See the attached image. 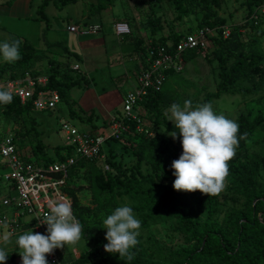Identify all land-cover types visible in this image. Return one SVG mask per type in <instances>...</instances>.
Here are the masks:
<instances>
[{
  "label": "rangeland",
  "instance_id": "obj_1",
  "mask_svg": "<svg viewBox=\"0 0 264 264\" xmlns=\"http://www.w3.org/2000/svg\"><path fill=\"white\" fill-rule=\"evenodd\" d=\"M8 1L12 0H0V3ZM41 1L30 0L29 27L31 31L35 32L38 39L32 43V46L38 50H46L47 58L52 60L51 64L46 59L41 60L42 62H39L38 65L35 64L31 68L25 69L17 61L8 63L0 56V68L3 64L10 65V70L4 75H18L31 70H40L43 74L59 68L62 72H67L70 79L75 77L78 79V82L69 91L67 100L60 101L55 109L46 112L34 111L27 115L35 120L38 136L35 137L33 134L29 136L26 147L33 151L35 139H39L43 146V151L38 155L39 158L45 156L54 158L55 148L64 146L61 129L66 123L80 130L92 128L94 133H101L106 137L109 135L111 119L123 113L124 94L132 89L130 83L125 82V78L132 84L136 81L138 73L136 65L139 64L137 49L142 44L180 34L185 35L210 24L212 28L240 27V39L244 42L260 40L264 51V16H260L257 26H251L249 23L250 13L243 0H220L218 6L214 5L212 0H194L193 4L183 1V9L180 12L168 0H115L111 7L103 11L95 9L96 0L78 1L66 6L54 4L52 1L44 10L48 19L47 29H45L47 24L40 20L37 13ZM118 23L127 24L130 34L117 36L115 24ZM84 24H101L102 32L98 35L88 36L69 33L68 28L82 27L85 26ZM0 25L17 27L15 29L20 31L25 27L24 23L17 20L0 19ZM7 31H14V29L8 27ZM9 34V32L0 30V42L8 41L11 36ZM79 42L95 44L96 48L90 51H79ZM214 48L215 45L212 44L207 51L197 54L195 58L185 63L182 72L176 74L173 81L169 79L168 83L172 82L169 91L172 101L169 106L172 103H178L182 107L185 100H191L195 107L198 103L202 104L205 94L216 91L220 82L217 61L209 60ZM61 60L68 61V65ZM76 62L80 64V71L73 69L74 65L79 66ZM122 78L123 80L120 81L119 79ZM256 81V76L250 79H241L235 87L243 89L250 87ZM211 104L216 114H223L226 118L237 121L249 107L264 110V88L256 95L224 94L219 99L213 100ZM169 106L162 109L167 120L170 113H167L166 110ZM69 109L74 113V116L70 114ZM148 116L145 119L146 129L152 134L163 133L174 144L177 143V140H173L162 126L153 127L152 118ZM169 122L174 125L173 122ZM28 126L29 123L24 117L11 116L7 118L3 113L0 115V131H11L18 134ZM133 136L124 133L117 140L108 139L102 152L104 160H111L116 165L121 164L128 175L131 171L130 168L135 163L132 154ZM247 153L249 156L264 154V139L260 138L255 144H252L247 149ZM33 157L35 156L33 155ZM102 164L99 163L90 172H87L88 169L85 166L80 167L73 173L69 183L75 190L80 205L89 209V212L83 217L85 224L89 227L99 226L107 231L104 228L103 220L116 207L124 204H128L130 207L138 206L140 202L136 198L119 195L118 193L122 190L117 188H114L111 195L101 193L95 186L93 176L102 170ZM142 173L153 179H161L147 165L142 166ZM110 174L113 178L119 176L116 170ZM225 184L226 186L221 192V213L217 217L218 219H221L225 212L238 208L243 202L241 197L228 190L227 178ZM4 194L5 191L0 192V211L3 210L1 202ZM199 197L200 195L195 193L189 197V200L196 202ZM134 214L141 221V235L138 240L146 251L155 252L158 249L174 251L187 247L182 237L176 233L173 220H156L144 223L145 220L142 217L145 212H134ZM5 235H7L5 229H0V240ZM16 238L17 236L12 237L13 243L6 249L9 255L5 264H11V255L16 251L11 248L15 245ZM91 247V243L82 235L78 244L75 246L66 245L61 248L60 253L63 258L75 260L81 254L89 251ZM19 251L18 249L15 259L21 261Z\"/></svg>",
  "mask_w": 264,
  "mask_h": 264
},
{
  "label": "trees",
  "instance_id": "obj_2",
  "mask_svg": "<svg viewBox=\"0 0 264 264\" xmlns=\"http://www.w3.org/2000/svg\"><path fill=\"white\" fill-rule=\"evenodd\" d=\"M55 1L60 6L75 4L78 1L86 0H42L38 8V15L41 21L47 24L48 19L44 13L49 2ZM115 0H96L95 9L106 10L113 5ZM175 9L180 12L183 9V1L193 4L194 0H168ZM249 13L253 12L254 6H258L263 0H243ZM218 6L220 0H212ZM212 27L206 24L202 27ZM201 27V28H202ZM200 28V27H199ZM197 28V29H199ZM240 27L231 28V34L227 39L220 37L212 38L214 50L209 56L210 61H217L218 78L220 82L214 93L205 94L202 103H212L224 94L229 95H256L264 88V51L261 42L254 39L244 42L240 39ZM195 31V30H194ZM191 31V32H194ZM182 35L171 36L164 39H157L146 44L140 45L137 49L140 57L146 54V48L154 45L165 44L170 41L176 44ZM11 40H20L10 37ZM20 56L17 62L25 69L31 68L35 64H40L43 60H52L47 56L36 51L25 41L20 40ZM201 52L192 51L185 57V62L195 58ZM42 60V61H41ZM40 62V63H39ZM30 66V67H27ZM10 70L9 64H3L0 68V78H15L29 73L31 76H47L48 90H54L59 94L60 101H66L71 88L78 82V79L68 76L67 72H62L55 68L49 72L41 73L40 70L26 71L18 75H4ZM176 74L169 73L167 80L159 91L151 92L141 102L145 113L151 116L152 126H162L166 133L177 131V143L174 144L170 138L163 133H155L151 136L145 133L136 132V125L127 123L130 127V135L133 136L134 147L132 154L135 163L130 168L129 175L121 167V164H114L111 160L105 159L109 165V171L99 170L93 176L95 186L98 190L107 195L113 194L114 188L122 190L119 195H126L139 200L138 206H132L133 212L144 213V223L156 220H173L174 229L178 233L187 247H182L174 251L158 249L155 252L146 251L138 243L132 251L135 258L128 262L119 257L118 254L107 253L104 251L106 231L99 226L89 227L84 222V216L89 212L87 207L81 206L76 196L75 190L70 185V179L74 172L85 166L90 172L99 163L83 161L77 164L71 172L69 178V193L72 200L73 214L83 226V237L88 240L92 247L90 251L81 254L76 262L80 264H264V154L247 153V149L255 144L260 138L264 139V110L249 107L244 114L237 119L240 133L247 135L240 140L235 157L229 161V183L228 190L243 199L238 208L224 213L221 219L217 217L221 213V193L216 196H209L199 191L183 192L173 189L175 176L171 164L182 154L181 137L178 129H175L164 116L162 109L168 107L172 101L169 94L171 84L169 79L174 80ZM256 76L257 81L250 87L237 89L236 83L241 79H250ZM34 112L30 105H21L13 98L7 105L0 104V115L7 118L11 116L24 117L29 126L15 134L16 141L20 149L26 147V141L32 134L37 137L35 120L27 117ZM72 116L74 113L69 109ZM148 116V117H150ZM92 132L93 129H90ZM149 131V130H148ZM150 132V131H149ZM107 142V140H106ZM32 154L38 160L54 161L62 160L64 156L61 152L64 147L55 148L54 158L45 156L39 158L43 151V146L39 139H35ZM45 159V160H44ZM48 159V160H47ZM147 165L157 173L161 179H153L142 173V166ZM113 170L119 174L113 178L110 174ZM200 195L196 202L189 200L193 194ZM15 254L11 256L13 264Z\"/></svg>",
  "mask_w": 264,
  "mask_h": 264
},
{
  "label": "built area",
  "instance_id": "obj_3",
  "mask_svg": "<svg viewBox=\"0 0 264 264\" xmlns=\"http://www.w3.org/2000/svg\"><path fill=\"white\" fill-rule=\"evenodd\" d=\"M260 16H264V0L253 9L249 23L257 26ZM72 26L70 33L80 36L98 35L102 32L100 24ZM117 36H127L130 30L127 24H115ZM231 34L228 27H202L194 32L182 35L176 43L168 41L165 44L146 48V54L138 55L139 64L136 81L130 91L124 94L123 113L111 119L109 135L94 133L91 130H80L68 123L62 126L64 150L62 160L43 161L33 157L31 149H20L11 131H0V179L5 186V194L1 202L5 213L0 216V229L7 234L18 236L29 229L47 235V225L41 224L44 216L49 213V202H60L62 196L71 197L67 192L69 178L74 167L90 161L103 163L104 171H109V165L104 162L103 147L108 139H119L124 133L130 132L127 123L136 125V132L151 136L146 129L147 114L141 102L151 92L159 91L167 80L169 73H181L185 65V57L192 51L205 52L212 45V38L227 39ZM152 45V41L150 42ZM73 69L78 71L79 66ZM48 78L41 75L33 77L29 73L15 78H0V89L11 91L13 98L23 106L30 105L34 111L46 112L56 108L60 103L59 94L47 89ZM72 203V200H71ZM12 216L9 217L8 214ZM61 248L54 249L52 254H46L48 264H80L61 256ZM18 264H21L19 262Z\"/></svg>",
  "mask_w": 264,
  "mask_h": 264
},
{
  "label": "clouds",
  "instance_id": "obj_4",
  "mask_svg": "<svg viewBox=\"0 0 264 264\" xmlns=\"http://www.w3.org/2000/svg\"><path fill=\"white\" fill-rule=\"evenodd\" d=\"M20 40L0 42V56L8 63L21 59ZM13 100L11 91L0 89V104L7 105ZM168 121L173 122L181 137L182 154L171 164L174 170L173 189L183 192L199 191L209 196L219 195L225 188L229 175V161L235 155L240 140L247 133L239 134V124L223 114H216L211 103L196 104L185 100L181 107L172 103L166 110ZM173 140L177 131L168 133ZM50 211L41 224L47 225V235L33 232L32 229L19 234L15 246L20 250L21 264H48L46 254L54 249L75 246L83 235V226L73 214L69 197L62 196L60 202L50 201ZM107 230L104 251L118 254L125 261H132V251L139 243L141 221L136 218L128 204L116 207L103 220ZM11 233L0 240V264H5L12 244ZM90 251V250H89Z\"/></svg>",
  "mask_w": 264,
  "mask_h": 264
},
{
  "label": "crops",
  "instance_id": "obj_5",
  "mask_svg": "<svg viewBox=\"0 0 264 264\" xmlns=\"http://www.w3.org/2000/svg\"><path fill=\"white\" fill-rule=\"evenodd\" d=\"M53 3L56 4L55 1ZM29 12H30V0H14V1L12 0V1H8V2L0 3V19L7 20V21H15V20H17L20 23H24V25H25V27L22 29V31H20L18 29H15L17 27H13V26H10V25H4V26L0 25V30L3 31V32H5V31L9 32L10 33L9 35H11V36H9V38L10 37L18 38V39H20L22 41H25L28 45H30L32 48H34L32 46V43H34L38 39H37V37L35 35V32L30 30L29 21H30L31 18L29 17ZM33 20H34V18H33ZM8 27H11L12 29H14V31H7ZM72 34H74V33H72ZM74 35H77V34H74ZM77 36H79V35H77ZM8 41H9V39H8ZM78 44L80 45V50L79 51H82V52H84L86 50L90 51V50H93V49L96 48L95 44H91V43L79 42ZM35 50L38 51V52L44 53L48 57V53H47L46 50H38V49H35ZM48 59H50V58H48ZM54 61H57V60L54 59ZM61 61H63L64 63H67V65L69 63L68 61H65V60H61ZM76 63L79 64V62H76ZM79 68H80V64H79ZM78 71H80V69ZM119 80L121 81V80H123V78L119 79ZM125 82L130 83V86L133 87V84L130 81H127L126 78H125ZM90 129H92V128H90ZM83 130H89V129L86 128V129H83ZM2 173H3V171H2V168L0 167V176L2 175ZM4 190H5V186L2 184V181L0 179V192H3ZM4 213L5 212H4V208H3V210L0 211V216H2V214H4ZM8 216L11 217L12 214L9 213ZM11 249H16V251L13 252V254L16 255V252L18 251V248L14 245ZM18 262H21V261H18V259L16 258L14 260V263L18 264ZM11 264H13L12 261H11Z\"/></svg>",
  "mask_w": 264,
  "mask_h": 264
}]
</instances>
